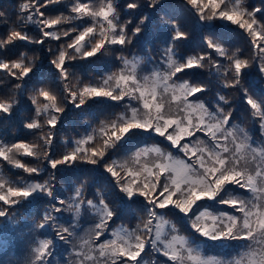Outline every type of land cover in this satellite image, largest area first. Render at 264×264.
I'll return each instance as SVG.
<instances>
[{
    "label": "snow or ice",
    "instance_id": "6c2138e0",
    "mask_svg": "<svg viewBox=\"0 0 264 264\" xmlns=\"http://www.w3.org/2000/svg\"><path fill=\"white\" fill-rule=\"evenodd\" d=\"M47 2L59 3L61 0ZM142 3H145L148 9H156L161 0H129L123 5V10L134 12ZM186 3L194 10L200 22L220 19L243 30L252 49L251 60L241 59L237 55L239 50L229 53L227 48L211 36L205 39L207 49L210 51L181 59L177 49L189 38V33L180 27L177 20H164L161 17L163 24L170 30V39L161 49L160 67L153 69L150 76H144L143 83L134 72L125 73L122 69L119 74L107 75L101 85H85L74 91L63 83L70 75L68 67L70 61L86 60L96 57L97 54H106L110 47L125 49L133 45L144 32L142 26L149 17L145 12L139 17V23L129 30L131 18L124 24L118 23L120 10L118 0H104L103 6L98 10L90 8L89 3L81 0H76L70 6V12L76 15L65 17V20L91 16L102 18L107 25L106 28L101 26L98 34L95 26L73 27L66 30L63 36L68 37L70 42L61 45L55 58L49 62L59 74L58 80L62 84V91L60 90L57 95L48 87L33 89L34 95L29 99L31 105L35 106L32 109L35 117H39L42 112L48 114L46 120L48 132L42 137L45 144L49 147L53 145L54 130L67 104L79 109L86 106L90 100L106 98L117 103L126 99L129 102L135 100L139 107H133L128 103L125 113L111 121L110 125L101 127L100 133L104 137L102 146L91 145L93 135L89 134L86 138L75 141V147L59 158H54L50 152H44V159L53 170L48 180L43 182L33 180L8 186L6 191L5 182L0 181V202H3L0 204V218L5 221L0 224V250H6L4 234L16 231L18 222L12 219L16 206L31 204L44 197L48 198L50 203L57 201L54 181L60 166L71 167L77 163L98 165L105 161L109 151L130 132L142 130L162 138L170 148L183 153L184 158H175L172 152H165L159 145H153L137 148L135 152L137 164L142 155L157 153L160 161L152 167L141 165L138 169L125 168L123 164H118L113 159L103 163L105 172L111 176L119 194H122L119 199L123 207L141 206L146 220L143 227L137 225L139 234L129 232L123 227L111 231L112 238L99 243L95 249L98 255L109 260L110 264H142V253L146 249H151L166 257L168 264H243L242 259L220 260L202 257L201 247L195 243L192 236L194 233L202 241L220 242L222 245L232 241L241 242L242 246L249 250H253L255 246L256 250L252 252L249 264H264V204H257L231 193L218 203L231 207L232 212H213L202 204L204 201L215 200L228 185L252 193H264V187H257V178L264 179V165L257 169L254 175L240 169L236 154L250 145L237 143V138L231 131L232 113H225L220 106L221 103H227L225 96L218 95L216 110H210L200 99L201 94L207 91L206 86L182 80L181 76L187 70L204 68L205 61L211 62L213 67H219L218 62L212 61L213 53L226 60L229 70L234 73L231 86L241 92L249 111L258 120L259 128L264 133V96L256 99L250 94L249 89L242 87V80L247 76L246 70L252 67H255L258 79L264 81V21L258 19L256 15L262 9L260 6L249 9L245 0H186ZM40 7L39 0H36L32 14L22 21L20 27L10 28L7 34L0 38V47L13 46L17 42L42 45L45 43L44 38L60 40L61 36L56 32L44 29L60 25L61 17L43 18L44 13L40 11ZM28 8V4L21 5L22 11ZM24 23H33L38 27L42 25L41 38L34 39L28 32L23 31ZM72 33L76 34L73 36ZM49 52H52L51 48ZM117 59L125 68L133 63L124 55L118 56ZM0 70H4L14 80L20 81L15 85L17 95L20 96L25 85L31 83L33 77L44 80L37 76L41 69L36 60L24 54L16 60H0ZM158 92L168 94L170 101L179 109L178 114L165 110V105L158 102ZM19 103V100L0 99V118L12 117ZM24 127L27 130H37L41 124L33 118L26 122ZM197 132L205 134L207 141L198 138ZM229 143L234 147L230 148ZM36 147L22 140H17L7 147L0 142V161H7L30 175H38L41 172L40 168L29 167L15 159L13 155L20 153L29 157L39 156V153L34 151ZM260 155L264 157V150L260 151ZM96 195L99 196L98 200L89 199L85 197L83 187H77L69 201L60 199L58 205L51 203V207L42 213L41 222L33 225V229L41 236L58 229L55 231V238L67 244L76 225L69 222L67 227L60 226L57 224L58 216L54 214L63 215L67 208L79 217L81 210H94L98 222L92 232L97 238L103 236L109 231V224L120 219V215L102 194ZM168 212H175L183 217L191 230L189 236L172 235L171 240L168 239L170 233L179 232L174 224L168 232L163 231L164 226L170 224L165 218ZM34 245L31 248L32 258L26 264H51L55 239H37ZM86 259L93 261V264L95 262L94 257L89 256Z\"/></svg>",
    "mask_w": 264,
    "mask_h": 264
},
{
    "label": "trees",
    "instance_id": "16d2710c",
    "mask_svg": "<svg viewBox=\"0 0 264 264\" xmlns=\"http://www.w3.org/2000/svg\"><path fill=\"white\" fill-rule=\"evenodd\" d=\"M76 0H61L59 3H48L47 0H39L40 11L44 13L43 18H56L61 17V24L53 26L51 29H44L45 31H54L61 36L60 40L51 38H44V44H29L27 42H17L13 46L0 47V60H16L21 54L27 57H32L40 66V72L37 76H41L44 80L33 77L32 82L26 84L22 96L17 95L15 85L20 81L14 80L4 70H0V99L4 100H19L20 103L16 105L12 117L0 118V142L4 145L10 146L11 143L17 140H22L37 147L35 152L39 156H24L20 153H13L14 158L20 160L22 163L29 167H38L41 172L38 175H30L25 173L22 169L14 167L7 161H0V181L5 182V191L8 186L20 185L33 180L43 182L48 180L53 170L50 169L47 161L44 159L43 153L50 152L54 158L61 157L65 152L71 151L75 147V141L81 138H86L87 135H93V141L90 142L94 146H102L104 137L100 133L101 127L110 125L111 121L117 119L119 115L124 113L128 103L133 107H139V103L135 100L124 102H114L106 98H96L90 100L88 104L82 108H75L71 104H67L64 113L61 115L60 122L54 130V141L51 147L47 146L42 139L48 132L46 120L48 119L47 113H41L39 117H35L32 110L35 106L31 105L30 97L34 95V88L48 87L54 93L59 95L62 91V84L58 80V73L50 65V61L55 58L57 49L61 45H66L70 42L68 37H64L63 33L73 27L95 26L97 34L100 27L106 28L107 22L99 17L84 16L82 18L65 20V17L75 16L70 12V6ZM81 2L89 3L90 8L98 10L103 6L104 0H81ZM129 0H118L119 21L118 23L124 24L128 19H132L129 30L139 23V17L145 12L148 13V21L143 25L144 32L140 37L134 41L133 45H129L125 49L118 47L108 48L106 54H97L96 57L88 59H76L68 63L70 75L64 84L74 91H78L85 85L98 86L101 85L103 79L107 75L119 74L123 64L117 59L118 56L124 55L134 64L140 63L144 68L141 75H147L153 69L160 67L161 49L165 46L168 39H170V30L163 24L161 17L164 20H177L180 27L189 33V38L182 42L177 49V53L181 59L188 55H199L207 49L205 39L208 36L213 37L222 46L227 48L229 53L239 52L237 55L241 59L251 60L252 49L248 44V37L234 25L230 23L215 19L208 22H200L194 10L187 5L186 0H161V4L156 9H148L145 3L134 12L129 10L125 12L123 5ZM246 6L251 9L260 6L262 11L257 13V18L264 21V0H245ZM28 4L29 8L22 11L21 5ZM36 0H0V38L5 36L10 28H19L22 21L27 16L32 14L33 6ZM231 7V3H229ZM42 27V25L40 26ZM40 27L33 23H24L23 31L28 32L29 36L34 39H40ZM76 33H72L74 36ZM49 48L52 52H49ZM212 61L218 62L219 67H213L212 63L205 61V67L202 69L187 70L182 73V80H187L193 84H202L206 86L207 91L202 93L200 99L205 103L206 107L215 111L217 106V96H225L227 103H221L225 113L231 112V131L235 134L236 138L240 137L239 142H249L254 147L263 146V134L259 128V122L254 118L249 111V106L241 96V92L232 87L234 73L229 70L226 60L218 57L215 53L212 54ZM28 62L27 60L25 61ZM247 76L242 80V87L249 89L250 94L256 99L264 96V81L258 79V73L255 67L246 70ZM137 76H140L137 74ZM44 82L43 85L40 83ZM229 85L224 87V85ZM158 102L165 105L167 112L178 114L179 109L169 107L165 99L157 98ZM123 111V112H122ZM130 114V112H129ZM33 118L37 119L41 127L37 130H27L24 124ZM196 136L201 140L207 141V136L203 133L197 132ZM195 143V141H193ZM246 144V143H245ZM159 145L165 152H172L173 155L179 153L178 158H184L183 153L176 151L168 146L167 142H163L162 138L152 135L149 132L142 130H133L123 140H121L108 155L105 161L116 160L118 164H123L125 168L138 169L145 161V158L150 162L151 158L145 155L140 157L139 164L136 163L135 156L133 155L137 148H144L145 146ZM88 145H85L87 147ZM211 147V145H208ZM229 147H234L229 143ZM135 150L132 152V150ZM245 149V148H244ZM243 149V150H244ZM242 150V151H243ZM240 152L238 156V164L240 169L245 170L250 174H255L258 169L257 161L250 153ZM245 151V150H244ZM207 155V153H205ZM98 165H89L86 163H77L71 167L60 166L56 171V178L54 181V191L58 200L63 199L66 202L74 195L77 187H83L85 197L89 199L98 200L97 193L103 195L106 201L110 202V206L117 209V214L120 219L115 223H110L108 226L109 231L103 236L97 238L92 232L95 224L98 222L96 211L81 210V215L77 217L74 211H69L65 208L63 215L54 214L58 216L57 224L62 227L69 226V222L76 225L75 231L69 237V243L65 244L55 238V231L51 230L50 233L41 236L39 232L33 229V225L41 222V215L44 211L51 207L48 198H39L31 204H24L16 206L13 209L12 219L18 222L16 231L13 233H5L4 241L6 250H0V257L7 256L11 260V264H26L32 258L31 248L34 241L43 238L55 239V246L52 249L53 255L51 256V264H79L87 263L86 255L92 252V255L97 253L95 247L99 243L107 239H111L110 232L118 228H125L129 232H138L137 225L143 227V222L146 220V215L141 206L133 205L131 208H124L121 204L119 197V190L115 187L111 176L105 172L103 163ZM264 162V157H263ZM143 179V177H141ZM264 186L261 179L257 178V187ZM229 193L233 195H240L245 199L251 200L257 204H264L263 198L256 199L260 192L252 193L237 189L232 185L225 187L224 191L212 201H204L202 204L209 207L213 212H232L233 209L227 205L218 203V200L223 199ZM252 193V195H251ZM254 195V196H253ZM3 202H0L2 204ZM167 211V210H166ZM238 214V213H237ZM239 215V214H238ZM170 224L164 226L163 231L168 232L171 225H175L179 229L178 233H170L168 239L173 235L189 236L191 230L187 227L183 217L175 212H168L165 216ZM3 218H0V224L4 223ZM81 234L82 236H79ZM139 234V232H138ZM194 241L201 247V254L206 259H220L230 260L236 254H240L243 258L251 256L253 250H249L242 246L241 242H228L222 245L220 242L202 241L192 233ZM94 241V242H93ZM76 253H80L77 255ZM100 262L95 261L94 264H110V261L101 257ZM73 259V260H72ZM168 264L167 258L161 254L153 252L151 249H146L142 253V264ZM92 264V263H91Z\"/></svg>",
    "mask_w": 264,
    "mask_h": 264
},
{
    "label": "rangeland",
    "instance_id": "374dc122",
    "mask_svg": "<svg viewBox=\"0 0 264 264\" xmlns=\"http://www.w3.org/2000/svg\"><path fill=\"white\" fill-rule=\"evenodd\" d=\"M122 69H123V71L125 72V73H128V72H134L136 75L137 74H139L140 76H138V77H140L141 78V82L143 83V80H142V78L144 77V76H150L151 75V73L152 72H149L147 75H145V74H143V75H141L142 74V72H144L143 70H144V68L140 65V63H137V62H135V64L134 63H132L129 67H127V68H125V66L123 65V67H122ZM121 69V70H122ZM160 96L161 97H164V98H168L169 99V96H168V94H163V93H160V92H158V94H157V98H160ZM165 101L167 102V104H168V106L169 107H172L173 109H177V107H176V105H175V103H173V102H171L170 101V99L169 100H167V99H165ZM164 101H162V103H163ZM127 111V108L125 109V111H124V113ZM123 112V111H122ZM152 134V133H151ZM263 134V136H262V138H263V140H264V133H262ZM153 135V134H152ZM204 136H206L205 134H203ZM239 140H240V137H238L237 138V143H240L239 142ZM221 143H223V139L221 138ZM246 143V144H245ZM194 144V143H193ZM244 144L247 146V145H250V147H245V151L243 150L242 152H246V153H250L251 155H252V157L257 161V164H258V169L259 168H261V166L262 165H264V162H263V157L260 155V151L261 150H264V147L263 146H257V147H254L251 143L249 144V142H245L244 141ZM234 146V145H233ZM253 149H255V151H253ZM135 150L133 149L132 150V152H134ZM136 152V151H135ZM134 156H135V153L133 154ZM178 155H180L179 153H176L175 155H173L175 158H178L179 156ZM145 156H148V157H150L151 158V160H150V162H148L146 159H148L147 157L145 158V161H143V164L144 165H147L148 167H152L153 166V164H155V163H158L159 161H160V157H159V155L157 154V153H155V152H150V153H148L147 155H145ZM261 179V178H260ZM261 182H263L264 183V179H261ZM262 187H264V186H262ZM251 192V191H250ZM254 194V193H253ZM251 195H252V193H251ZM254 196V195H253ZM263 198L264 199V193H261V194H259V196L256 198V199H258V198ZM219 201V200H218ZM258 203V202H257ZM173 235V234H172ZM79 236H82L81 234H79ZM170 240H171V237H170ZM95 249H97V247H95ZM256 249H254L253 251H255ZM96 251V250H95ZM252 251V252H253ZM97 252V251H96ZM202 255V254H201ZM251 256H252V253L250 254ZM89 256H91V257H94L95 258V261H97V262H100L101 260H102V258L98 255V252L97 253H95L94 255H92V252H89V253H87V255H86V257H89ZM251 256H248V257H242L240 254H236L235 256H234V258H232V259H230V260H233V259H242V261H243V264H249V260L251 259ZM202 257H204L205 258V256L204 255H202ZM73 260V259H72ZM11 260H8L7 259V256H2V257H0V264H11ZM86 262L87 263H79V264H93V261H89V260H87L86 259ZM95 263V262H94Z\"/></svg>",
    "mask_w": 264,
    "mask_h": 264
}]
</instances>
